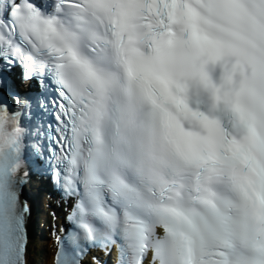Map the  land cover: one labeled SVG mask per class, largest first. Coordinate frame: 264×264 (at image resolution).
<instances>
[{
  "label": "snow or ice",
  "instance_id": "6c2138e0",
  "mask_svg": "<svg viewBox=\"0 0 264 264\" xmlns=\"http://www.w3.org/2000/svg\"><path fill=\"white\" fill-rule=\"evenodd\" d=\"M31 169L68 205L52 264H264V0H0V264Z\"/></svg>",
  "mask_w": 264,
  "mask_h": 264
},
{
  "label": "bare ground",
  "instance_id": "6f19581e",
  "mask_svg": "<svg viewBox=\"0 0 264 264\" xmlns=\"http://www.w3.org/2000/svg\"><path fill=\"white\" fill-rule=\"evenodd\" d=\"M41 255H43V252L41 253Z\"/></svg>",
  "mask_w": 264,
  "mask_h": 264
}]
</instances>
